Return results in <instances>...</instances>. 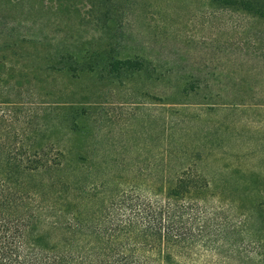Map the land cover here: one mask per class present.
<instances>
[{"label":"rangeland","instance_id":"1","mask_svg":"<svg viewBox=\"0 0 264 264\" xmlns=\"http://www.w3.org/2000/svg\"><path fill=\"white\" fill-rule=\"evenodd\" d=\"M239 2L0 0L2 151L96 186L56 194L67 212L194 167L238 221L264 189V17Z\"/></svg>","mask_w":264,"mask_h":264},{"label":"trees","instance_id":"2","mask_svg":"<svg viewBox=\"0 0 264 264\" xmlns=\"http://www.w3.org/2000/svg\"><path fill=\"white\" fill-rule=\"evenodd\" d=\"M240 2L264 17L261 3ZM3 146L1 141L0 264H264V189L250 214L233 223L218 215L207 178L185 167L163 172L168 182L155 192L141 196L132 188L87 217L90 209L78 201L70 212L53 202L61 192L74 199L96 188L61 179L63 156L41 154L28 166V156L3 152Z\"/></svg>","mask_w":264,"mask_h":264}]
</instances>
